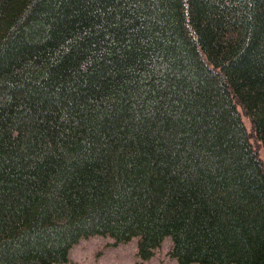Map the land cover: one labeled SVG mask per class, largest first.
<instances>
[{
	"label": "trees",
	"instance_id": "16d2710c",
	"mask_svg": "<svg viewBox=\"0 0 264 264\" xmlns=\"http://www.w3.org/2000/svg\"><path fill=\"white\" fill-rule=\"evenodd\" d=\"M89 235L264 264V0H0V264Z\"/></svg>",
	"mask_w": 264,
	"mask_h": 264
},
{
	"label": "rangeland",
	"instance_id": "374dc122",
	"mask_svg": "<svg viewBox=\"0 0 264 264\" xmlns=\"http://www.w3.org/2000/svg\"><path fill=\"white\" fill-rule=\"evenodd\" d=\"M242 120L247 127L248 119L242 116ZM258 153L263 156L262 149ZM134 241V237L117 243H114L108 236L81 237L69 247L66 259L61 264H178L167 253L168 237L162 240L148 258L136 255Z\"/></svg>",
	"mask_w": 264,
	"mask_h": 264
}]
</instances>
